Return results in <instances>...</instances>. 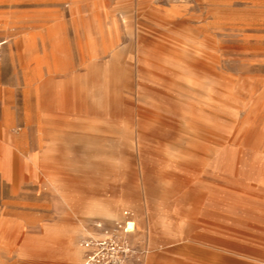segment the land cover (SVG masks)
Here are the masks:
<instances>
[{"label": "rangeland", "instance_id": "374dc122", "mask_svg": "<svg viewBox=\"0 0 264 264\" xmlns=\"http://www.w3.org/2000/svg\"><path fill=\"white\" fill-rule=\"evenodd\" d=\"M126 209L145 264H264V0H0V264Z\"/></svg>", "mask_w": 264, "mask_h": 264}, {"label": "built area", "instance_id": "2783aa9c", "mask_svg": "<svg viewBox=\"0 0 264 264\" xmlns=\"http://www.w3.org/2000/svg\"><path fill=\"white\" fill-rule=\"evenodd\" d=\"M93 233L82 239L83 264H145L147 245L138 239L135 214L123 211L111 222L96 221Z\"/></svg>", "mask_w": 264, "mask_h": 264}, {"label": "crops", "instance_id": "0c3cea01", "mask_svg": "<svg viewBox=\"0 0 264 264\" xmlns=\"http://www.w3.org/2000/svg\"><path fill=\"white\" fill-rule=\"evenodd\" d=\"M86 215L90 218L95 216L102 218H116V213L112 210H107L105 208H100L94 206V204H90L87 208ZM114 219H102V221L111 222ZM137 221V220H136ZM93 231L95 227L92 226ZM86 228L82 225L75 226L71 228L69 231H65L61 226H46L43 235L41 236V240L48 239H60L65 238L67 243V249L69 258L71 259L73 264H83L84 261V248L80 242V238L86 236Z\"/></svg>", "mask_w": 264, "mask_h": 264}, {"label": "bare ground", "instance_id": "6f19581e", "mask_svg": "<svg viewBox=\"0 0 264 264\" xmlns=\"http://www.w3.org/2000/svg\"><path fill=\"white\" fill-rule=\"evenodd\" d=\"M58 69V68H57ZM55 71H56V69H55ZM68 93V92H67ZM89 234H91V233H89ZM88 235V234H87Z\"/></svg>", "mask_w": 264, "mask_h": 264}]
</instances>
